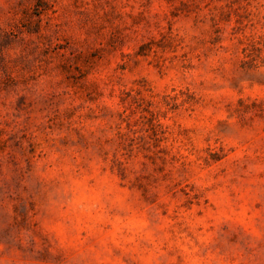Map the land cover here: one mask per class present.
Masks as SVG:
<instances>
[{
	"label": "rangeland",
	"instance_id": "obj_1",
	"mask_svg": "<svg viewBox=\"0 0 264 264\" xmlns=\"http://www.w3.org/2000/svg\"><path fill=\"white\" fill-rule=\"evenodd\" d=\"M0 264H264V0H0Z\"/></svg>",
	"mask_w": 264,
	"mask_h": 264
}]
</instances>
